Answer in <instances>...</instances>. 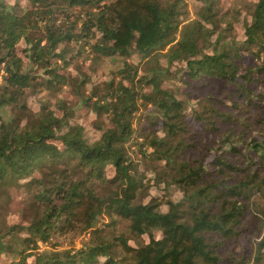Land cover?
<instances>
[{"label": "trees", "instance_id": "obj_1", "mask_svg": "<svg viewBox=\"0 0 264 264\" xmlns=\"http://www.w3.org/2000/svg\"><path fill=\"white\" fill-rule=\"evenodd\" d=\"M9 1L0 0V192L25 189L33 215L0 218V264H264V0H235L223 16L220 0H194L193 20L186 0H28L21 12ZM54 7L85 17L59 25ZM76 48L94 67L139 61H124L102 96L75 80L107 121L97 140L72 103L41 100L38 114L28 105L41 89L62 92L68 80L53 61L67 65ZM178 64L189 94L203 96L192 113L163 88ZM139 104L155 116L136 130ZM136 137L153 178L129 151ZM84 235L80 249L60 247Z\"/></svg>", "mask_w": 264, "mask_h": 264}, {"label": "rangeland", "instance_id": "obj_2", "mask_svg": "<svg viewBox=\"0 0 264 264\" xmlns=\"http://www.w3.org/2000/svg\"><path fill=\"white\" fill-rule=\"evenodd\" d=\"M249 1H256V0H249ZM188 5V10L190 12L191 20L196 18V11L198 9L199 4H197L194 0H186ZM235 0H220L219 3V10L221 12L220 16H223L224 13L231 11ZM11 5L17 7L19 12L24 9H30L31 4L28 0H17V1H9ZM60 7L53 8V14L57 15L58 24L62 25L63 23L67 24L68 21L77 19V17L84 18L85 16L81 15L78 11L71 13L70 17L68 15L61 14ZM52 15L49 16V18ZM245 16V15H244ZM39 26L42 27L44 25L41 20H39ZM38 33V32H37ZM239 39L241 42L245 41L244 32L242 29L238 31ZM41 36L40 33L37 34V37ZM27 43L26 41L22 42L17 50L18 54L22 59H25L24 49L26 48ZM29 47V46H28ZM247 47H244L243 51H246ZM77 48L69 54L67 59V65H64L62 62L54 60L55 68L58 69V72L64 75V77L68 80L67 84L63 87L62 92H59L56 97H52L47 93L44 89H41L42 92L38 95L29 97L28 105L33 114H38L41 110L40 101H47L51 106L54 107L58 100H65L69 103H72L76 106V120L86 126V135L90 140H97L99 138V133L96 130V126H108L107 121L104 118H98L92 116L91 113L87 110V107L84 106V100L81 99L77 90L75 89V80L82 79L88 80L89 83L82 87L81 92L86 93L87 95H91L92 93L102 96L104 93L103 85L114 79L116 76L117 81H121V77L118 76V69L123 68V62L126 61L132 67L136 68L139 66V61L136 56L129 57L128 59H124L122 57H114V58H103L96 67H94L93 63L91 62V58L87 54H83L81 56H77ZM246 56V53H244ZM74 57V58H73ZM72 59V60H71ZM31 67L32 65H27ZM170 73L165 76V81L163 83V88L173 91L176 93L177 97L184 100L187 103V110L188 112L192 113L193 111L198 109V103L202 101L203 96L199 95L198 93H190L189 90L186 89V84L184 83L185 78V67L183 64H178L169 69ZM43 75V71L38 72ZM142 73H139V77ZM44 77V76H43ZM38 79V78H37ZM42 80V79H41ZM39 81V79H38ZM128 86L129 83L125 82ZM147 92H150L151 89L149 87L143 88ZM192 92V90H191ZM97 96V97H98ZM95 100V98H94ZM90 113V114H89ZM148 116H155V109L151 106L144 107L139 104V110L136 113V120H135V129H138L139 123L141 118L148 117ZM146 121H144L141 126L146 127ZM138 137L134 138V140L129 144L131 149V155L136 163L141 167L142 171H145L148 174V177H154L151 172H147L146 169V162L144 158L141 156L140 153V144L141 139ZM151 165L148 164L147 167ZM164 191L161 189H154L151 192L152 196H158ZM168 195L171 200L175 203H179L182 200V196L180 190L177 188H170L168 191ZM32 196L23 188H10L6 194H1L0 192V218L1 221H7L9 225H16L22 224L23 222H29L32 219L33 213L30 211L28 206L32 202ZM165 210V208L163 209ZM105 222V221H104ZM104 222L102 221L99 224V228L103 227ZM156 238H161L160 233H156ZM89 240V235H84L78 237L72 241V244L64 243L62 244L63 249L74 251L75 249L72 248V245L76 247V249H80L85 242ZM48 250L45 246H41V251Z\"/></svg>", "mask_w": 264, "mask_h": 264}]
</instances>
